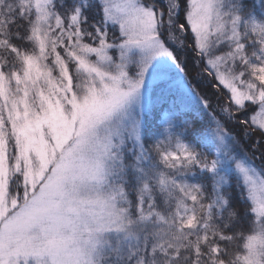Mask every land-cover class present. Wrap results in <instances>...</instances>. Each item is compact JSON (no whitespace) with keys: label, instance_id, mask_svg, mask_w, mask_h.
Wrapping results in <instances>:
<instances>
[{"label":"snow or ice","instance_id":"6c2138e0","mask_svg":"<svg viewBox=\"0 0 264 264\" xmlns=\"http://www.w3.org/2000/svg\"><path fill=\"white\" fill-rule=\"evenodd\" d=\"M0 264H264V0H0Z\"/></svg>","mask_w":264,"mask_h":264}]
</instances>
